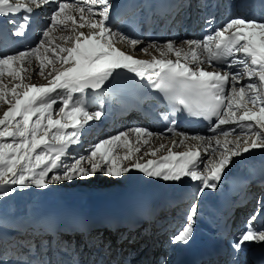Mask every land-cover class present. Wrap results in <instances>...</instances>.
<instances>
[{
	"label": "snow or ice",
	"instance_id": "1",
	"mask_svg": "<svg viewBox=\"0 0 264 264\" xmlns=\"http://www.w3.org/2000/svg\"><path fill=\"white\" fill-rule=\"evenodd\" d=\"M111 9L110 0H0V17L13 26L11 34L16 37H24L32 17L47 10L46 27L34 46L0 53V107L7 105L0 115V200L18 188L43 190L97 173L117 178L131 169L164 181L189 178L199 182L196 195L201 196L206 189H216L235 158L264 150V13L229 17L201 39H169L162 44L153 40L140 48L143 40L109 26ZM117 43L151 59L137 58ZM119 70L147 80L173 112L211 122L213 135L177 132L172 120L166 130L171 137L134 127L99 140L86 155H70L85 127L104 114L89 111L85 94L100 90ZM32 75L47 83H26ZM154 138L170 139L171 146L153 147ZM181 146L186 150H175ZM119 148L125 150L122 155ZM162 151L165 154L156 158ZM145 157L151 158L141 162ZM257 205L230 241V264H240L239 253L248 245H264V226L254 223L264 216V196ZM197 210L196 204L190 207L171 244H188ZM20 227L18 234L31 238L15 246L19 256L0 253V264H64L25 258L39 257L46 247L43 237L51 233L34 225ZM85 243L96 246V241ZM51 244L49 240L47 247ZM57 245L66 254L75 253L71 246L65 248L59 241ZM73 264L79 261L73 259Z\"/></svg>",
	"mask_w": 264,
	"mask_h": 264
},
{
	"label": "bare ground",
	"instance_id": "2",
	"mask_svg": "<svg viewBox=\"0 0 264 264\" xmlns=\"http://www.w3.org/2000/svg\"><path fill=\"white\" fill-rule=\"evenodd\" d=\"M43 11L45 12V14H43V16H47V10H43ZM227 12L229 14L241 12V7H240L239 3H237L235 0L232 1L231 4L227 7ZM246 13H247V15H250L249 12H246ZM85 31H87V29H85ZM113 31H115V29H113ZM119 32H122V31H119ZM57 35H61V33H57ZM24 39H27V33L24 36ZM145 42L146 41H144V43ZM34 44L31 45V42L30 43L24 42L20 45H15V44H13V41H12V42L8 43V45H7L8 51H6V53H13L15 51L25 50L28 47L34 46ZM143 44H141L138 47L142 48ZM117 47L121 48L122 50H124L126 52H131L132 55H134L135 57L140 58V59L147 58V56H148V55L140 52L139 50L132 51L129 48V46L125 43H117ZM36 66H37V62H34L33 68H35ZM122 72H126V70H119V74L116 75L115 78L110 79L111 80V88L110 89H112V83H114V81L119 78V76L121 75ZM31 83L39 85V84H45V83H47V81L46 80L45 81L43 80L41 82L33 81ZM86 94H88V93H86ZM118 96L120 97V95H118ZM84 99H85V96H84ZM93 104H96V102H93ZM126 109H127V106L124 108V110H126ZM94 111H96V109H94ZM126 112L128 113V115H127L128 117L133 116V112H131V111H126ZM109 118L110 117H106L104 119V122H109L108 121ZM126 119H127V117H125L123 119V121H125ZM101 126L102 125L100 124L99 120L94 121V124H90L89 126H86L82 132V135L80 138V143L78 145H72L69 149V153L71 155L78 154L83 148H85V149L87 148L88 145H86V144L88 142L90 144H92L94 137L96 135H99L98 131L100 130ZM122 126H123V124H122ZM105 129L106 130L110 129L113 132H115V130H116V128H115V126H113V124H109L108 127H106ZM92 130H94V131H92ZM92 132L93 133L95 132L93 136H92ZM210 134H212V132L209 133V131H208V136ZM176 139H179V138H176ZM159 142L160 143L161 142H166V143L168 142L171 144L170 139H163V138L155 139L154 138L151 141V145L153 146L157 143L159 144ZM145 148H147V146H145ZM175 150L183 151L186 149L183 146H181L180 148L175 149ZM117 151L119 153H121L120 151H125V150L123 148H119V149H117ZM163 154H165L164 151H162L161 153H158V156L156 158H158L160 155H163ZM148 158H151V157H145L144 160L141 162H145ZM249 158L254 159L256 161L260 160V159H264V150H254L251 153L244 154L243 157L235 158V163L231 164L229 166V168L225 170V173L223 174L222 179L218 183L216 189H214V190L209 189V190L216 191L217 188L222 184V182L225 181L226 178L229 177V174L232 172V170L233 171L237 170L243 164L248 163ZM106 179H109V182H111V184H113L114 183L113 181H115L112 178H106ZM115 182H117V183L112 185V186H107V187L105 186V187H101V188L98 187L97 190H95V188H93L92 186H88L87 184L74 186L75 184L73 181H67V182L65 181L63 183L64 187H65L64 189L47 191L45 189L41 190V189H36L34 187V188L30 189V192L29 191L25 192V194H23V195H20V193H19L18 194L19 196L16 197V200L17 201H23V203L27 206V212H29L32 215V217L34 218V225L36 227H39L42 233H48L49 230L46 227L52 226L53 228H55L56 227L55 218L58 219L59 214L62 215L63 213H69L70 211H72V212L74 211V212H77L79 214L81 213L83 215H93L95 212H98L100 210V208H101L100 205L103 203H111V202L119 203V200L122 197V195H126V194L132 193V192H142V191H145L147 189H151L156 193L170 197L171 202H172L174 200H178V198L183 196L184 193H182V191H185V190L188 191V189L191 186V183L196 186V189H198V187H199V182H192L189 178H183V180L180 182L164 181L160 178L147 177L146 175H144L143 173H141L137 169H131L129 172H127L123 176H121L120 180H117ZM65 184H67V186H65ZM173 188L178 189L177 192L174 194L171 193ZM116 191H117V193H116ZM262 191H264V188H262ZM188 192H190V191H188ZM15 194H17V193L14 192L11 196H13ZM263 195L264 194H262V196ZM65 197H67V198H65ZM61 199H63L62 201H64V203H58V201H60ZM16 200H14L13 203H10V204L13 205L14 202H16ZM162 201H164V199H162ZM27 203H29V204L27 205ZM25 205H24V207H25ZM21 209L22 208H20L19 210H21ZM1 218L6 219L5 217H3V215H1ZM261 221L264 222V216H262L258 219V222H261ZM18 228L19 227H15V231L17 233H18V231H17ZM19 230L23 231V228L21 227V228H19ZM152 231H154V229H152ZM109 233L113 234V232H109ZM109 233L107 235H105L106 238L108 240L110 238H112L114 243H118L119 240L117 241ZM117 233H119V232L117 231ZM123 233L125 234V236L127 235V231L126 232L124 231ZM131 235H132V233L129 234V236H131ZM140 235H141L140 232H136L135 238L136 239L139 238ZM170 236H172V233L161 234L158 232L157 233V240L159 242H161L162 245H164L165 243L169 244L170 243V241H169ZM10 238H14V237H10L8 234L7 236H4V238H1V240L5 241V243H6L7 240H9ZM71 247L73 248L74 245ZM116 247H118V245ZM42 254H43L42 256H45L46 249H44ZM55 258H56V255H55ZM248 264H250V263H248Z\"/></svg>",
	"mask_w": 264,
	"mask_h": 264
},
{
	"label": "rangeland",
	"instance_id": "3",
	"mask_svg": "<svg viewBox=\"0 0 264 264\" xmlns=\"http://www.w3.org/2000/svg\"><path fill=\"white\" fill-rule=\"evenodd\" d=\"M145 45H147V43L145 42L143 45H142V47H144ZM144 59V58H143ZM44 79L42 78V77H40L39 75H32V78L30 79V80H26L25 82L26 83H31V82H33V81H38V82H41V81H43ZM45 81V80H44ZM4 82L5 83H8V78L7 77H5V79H4ZM6 108H7V105H4V106H2V107H0V115H2L3 114V111L4 110H6ZM92 131H94V130H92ZM121 131H127V130H124V129H122V130H120V132ZM95 133V132H94ZM94 133L92 132V136L94 135ZM212 135H213V133H212ZM108 138V137H107ZM94 143H96V141H94ZM161 143H165V144H167L168 146H171V144L170 143H166V142H161ZM159 144H160V142H159ZM158 143L157 144H155V145H153V147H156V146H158L159 145ZM92 144H90L89 146H88V148L91 146ZM87 148V149H88ZM84 149L85 148H83L80 152H81V154H85V152H83L84 151ZM79 152V153H80ZM121 153L120 154H123L124 153V151H120ZM78 153V155H80ZM86 154H87V152H86ZM85 154V155H86ZM71 155V154H70ZM74 155V154H73ZM106 178H112L113 180H115V181H117V180H120V177H117V178H113V177H108V176H106V175H104L103 173H97L96 175H94V176H92V177H89V178H87V179H80V178H76V179H73L72 181L74 182V186H78V185H83V184H87L88 186H92L93 188H95V190H97V188L98 187H107V186H112V185H114V184H116L117 182H115V181H113L112 183L113 184H111V182H109V179H106ZM65 182V181H64ZM64 182H60V184L59 183H54V184H50L49 186H48V189L46 188L45 190H47V191H54V190H61V189H64L65 187H64ZM67 182V181H66ZM82 182V183H81ZM61 185V186H60ZM65 186H67V184H65ZM60 187V188H59ZM143 187V186H142ZM31 188H34V187H29V188H25V189H23V190H26L27 192L29 191L30 192V189ZM177 190L178 189H175V188H173V190L171 191V193L172 194H174V193H176L177 192ZM118 191V190H117ZM117 191H116V193H117ZM262 194H264V191H262ZM262 194L260 195V197H262ZM264 196V195H263ZM260 197H258V198H260ZM7 198H10V196L9 197H6V199ZM65 198H67V197H65ZM5 199V198H4ZM5 199V200H6ZM63 199H61L60 201H58V203H64V201H62ZM1 202H2V200H0V206H1ZM68 202V201H67ZM11 203H13V201H11ZM10 205H12V204H10ZM29 213V212H28ZM3 217H5L6 218V216L5 215H3ZM0 230H5V229H7V226H9L10 228H11V230H10V233H12L13 235H10L9 234V236L10 237H19V238H21L20 240L21 241H23V240H28V239H30L31 237H29V236H24V237H20L21 235H19L16 231H15V226H13V225H9V223H5V222H7V218L6 219H3V218H1V215H0ZM4 221V222H3ZM13 226V227H12ZM14 228V229H13ZM1 232V231H0ZM3 235V236H2ZM8 234H2L1 233V235H0V245H3V244H5V241H3V240H1V238H4V236H7ZM3 243V244H2ZM9 245V244H8ZM16 245H13V247L14 248H17V247H15ZM73 246V245H72ZM17 250H19V249H17ZM25 251V250H24ZM2 252H7V250L6 249H4V251L0 248V253H2ZM26 252V251H25ZM9 253L10 254H15V250L14 249H11V247H10V251H9ZM46 254H47V252H46ZM46 254H45V256H42V257H46ZM16 255V254H15ZM20 255V254H19ZM18 254H17V256H19ZM49 255V257H46V259L45 260H50V253L48 254Z\"/></svg>",
	"mask_w": 264,
	"mask_h": 264
},
{
	"label": "water",
	"instance_id": "4",
	"mask_svg": "<svg viewBox=\"0 0 264 264\" xmlns=\"http://www.w3.org/2000/svg\"><path fill=\"white\" fill-rule=\"evenodd\" d=\"M104 89V86L100 89V90H98L97 92H99V91H101V90H103ZM89 92H92V90H88Z\"/></svg>",
	"mask_w": 264,
	"mask_h": 264
}]
</instances>
